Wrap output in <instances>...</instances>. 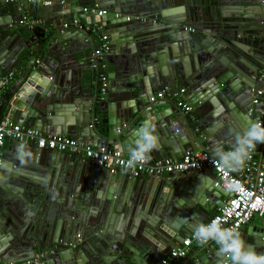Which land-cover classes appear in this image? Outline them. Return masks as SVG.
<instances>
[{
    "label": "water",
    "instance_id": "95a60500",
    "mask_svg": "<svg viewBox=\"0 0 264 264\" xmlns=\"http://www.w3.org/2000/svg\"><path fill=\"white\" fill-rule=\"evenodd\" d=\"M89 1L97 6L95 12L27 0L22 9L31 10L33 21H43L12 35L10 23L21 9L15 3H0V16L9 17L0 24V79L13 68L22 70L11 101L19 112L18 121L28 120L47 135H72L98 150L130 154L129 148L135 147L133 131L150 120L160 144L151 161L213 151L217 144L230 151V132H242L250 122L264 124V0ZM233 5L238 9L230 8ZM69 13L75 14L74 22ZM129 15L134 19L128 21ZM82 17L95 31L96 48L100 46L96 35L108 33L117 41L124 34L119 44L127 50L115 63L121 67L120 80L107 87L102 100L93 92L94 72L92 80L85 73L93 69V61L87 56L88 33L79 23ZM116 23L119 27L112 30ZM168 24L170 32L151 35ZM132 41L138 45L136 51L122 45ZM69 65L76 74V89L55 87L54 75L67 71ZM182 86L187 89L185 102L197 108L195 119L178 106L179 98L172 104L151 100L164 89ZM51 100L60 107L47 104ZM162 105L170 110H160ZM53 110L57 116L50 115ZM19 144L33 155L25 166L15 158ZM259 148L258 154L253 152L257 174L264 170V144ZM45 151L41 154L35 144L15 140L10 155H3L1 263L163 264L193 233L195 223H209L229 201L230 192L206 168L142 182L143 176L114 172L76 154ZM139 193L148 214L133 199ZM164 214L171 219H162ZM245 238L256 251L264 252V224ZM211 243L194 247L192 256L177 264H218L217 246Z\"/></svg>",
    "mask_w": 264,
    "mask_h": 264
},
{
    "label": "built area",
    "instance_id": "2783aa9c",
    "mask_svg": "<svg viewBox=\"0 0 264 264\" xmlns=\"http://www.w3.org/2000/svg\"><path fill=\"white\" fill-rule=\"evenodd\" d=\"M33 3L40 2L45 5H51L52 2L49 0H28ZM15 3L22 9L23 0H0V3ZM86 12H95V7H85ZM106 13L105 11H99L100 15ZM24 15V16H23ZM20 19L21 25L28 27H34L39 21H33L28 18L27 15L23 14ZM130 21L131 17H127ZM187 30L194 32L195 29L192 27H186ZM111 48L109 36L103 35V43L95 49L92 54V61L95 69H101L102 60L104 55ZM11 76V75H10ZM264 77V72H263ZM100 79L103 83V91H106V74L100 72ZM168 90V89H167ZM167 90L159 92L154 95L151 100L153 102L163 99L167 94ZM185 89L174 91L172 93L174 98H179L178 106L186 111L193 109L192 105L185 103L183 95ZM2 96L0 87V99ZM7 137L18 140L23 143L35 144L39 150H59L71 154H76L86 159H91L99 167H112V171L119 172L125 171L126 161L129 159L130 154H123L120 151L110 152L107 150H98L78 141L67 135H47L42 133L40 130L33 127L21 124L9 117L0 119V164L3 161V147ZM213 152L210 150L188 152L185 156L180 159L166 158L163 160L149 161L143 165L137 166L135 169L127 171L131 176H151L160 177L167 173H173L176 171H188V170H199L208 169L215 173L218 180L217 184L221 185L225 190L230 192L228 203L216 213L210 221L219 218L223 222L224 227H238L240 231L242 227L248 224L254 216L264 217V172L260 171L257 174L255 182L250 184L246 183V175H252L258 171V161L254 159L255 153H252V158L246 166L243 172H233L224 169L223 167H215L212 161ZM209 221V222H210ZM197 243L193 239V235L187 236L167 257L163 260V264H177V262L188 256L191 247ZM198 244V243H197ZM44 254L37 255L35 262L38 263V259ZM33 260L26 261V264L31 263ZM0 264H6L1 263ZM9 264H16L10 262Z\"/></svg>",
    "mask_w": 264,
    "mask_h": 264
},
{
    "label": "crops",
    "instance_id": "0c3cea01",
    "mask_svg": "<svg viewBox=\"0 0 264 264\" xmlns=\"http://www.w3.org/2000/svg\"><path fill=\"white\" fill-rule=\"evenodd\" d=\"M25 1H27V0H23V3ZM49 1L52 2V0H49ZM58 1L59 0H56V3L52 2V4L50 6H57V7H63V8H68L70 5L72 7H75V8H80V7H95L96 8L97 7L94 3L90 2L89 0H83L82 2L72 3V4H70L67 0H64L63 2H59V3H58ZM23 3H22V8H23ZM34 6L35 5H31V7H34ZM230 8L238 9V5H233ZM181 9H182V7H181ZM29 13H31V10L29 11V9L28 10L21 9L19 17L16 18L15 20H12L11 23H10L12 25V27H14V30L10 31V33H11L10 35H12L14 33H17L19 28L28 27L26 25H21L20 24V19H21L23 14L27 15L28 18L30 19V17H29L30 14ZM78 14L85 15V12L84 11H80ZM68 15H69L68 16L69 18L71 17L70 22H74L75 21V14L69 13ZM116 17H117L116 19L119 20L121 18V15L119 13H117ZM129 17H131V19H134V16H132V15H129ZM5 18L9 19V17L7 15L3 16V17L0 16V24L1 25L5 24L4 21H3V19H5ZM156 19L159 22L161 20L160 18H156ZM37 21L42 22L43 20L42 19H40V20L38 19ZM79 23L81 25H83V28H85L86 32L88 33V36L86 37L87 39L85 40V43L87 44V47H89L87 49V56H89L92 59V54L95 51V49H97L96 46H95V43H94V41L92 39V35L94 34L95 31H92L90 29L92 26L87 23V19L86 18H84V17L80 18V22ZM65 26H67V25H65ZM163 26L164 27H161V29L158 32L156 30V31L153 32V34H151V33H149V34L157 35V34L167 33V32H170L172 30L170 28L169 24L168 25H163ZM117 27H119V24H117V23L116 24H112L110 26V28H112V30H113V28H117ZM66 28H69V27H66ZM107 35L109 36V41H110L111 48L104 55V59L102 60L103 64H102V67L100 69V72H104L106 74L107 87H109V86L110 87H114V86L117 85V82L120 80V70H121V67L117 66V64H115V63H116L117 60H119V57H120L119 55H121L122 53L125 54L127 49L124 48V47L121 48L120 44H119L122 41H124V37H123L124 34L120 33V35H119L120 38H118L117 41L112 39V35L111 34L107 33ZM96 37L99 40L100 44H102L103 43V35L101 36V35L98 34V35H96ZM112 43H116V44H112ZM122 45L123 46L130 45L131 47L133 46L134 51H136L138 49V45L136 43H134L133 41L132 42H128V44L122 43ZM241 45L244 46L246 44L245 43H241ZM7 51H9V49H7ZM90 66L93 69L87 70V71H85V73L87 74V77L89 76L90 80H92V73L94 72L93 74L95 75V78H93V80H92L93 92L95 94L97 92V100H102V94L104 93V91L102 89L103 83H102V81L100 79V72L97 73L98 71L95 69L93 64H91ZM20 68L21 67L13 68L4 78L0 79V87H1V92H2V96H1V99H0V107H1L2 117L3 118L9 117V118L13 119L14 121H18L19 112L14 110L15 108H14V106L11 105V101L13 100V98L15 96L14 87H15V85L19 84V82L21 81V78H22V70ZM74 75H76V74H75L74 69L71 66L68 67L67 71H64L63 73L60 72L59 74L54 75L53 79L55 80V87L58 88V85H61V86L64 85L63 87L64 88H69V90L76 89L75 87H77L78 82H77L76 76H74ZM182 88H184L187 91L185 86H182L181 88L178 87L175 90L174 89H168V90L166 89L167 90V94L165 95V97L163 99H159L157 102L162 101L163 103L168 102V103L172 104L173 103L172 99H175L173 97L172 93L174 91L181 90ZM186 91H185V93L183 95V100L184 101L187 99ZM26 92H29V91H26ZM24 95L28 96L27 93H25ZM200 95H205V93L204 94L200 93ZM166 97L171 98V100L167 99ZM53 98H54V96L52 95V99ZM21 100L24 101L25 99H21ZM128 100H129V103H131V105H135L136 104V101L134 99H128ZM52 101L53 100H51L50 102L48 101L47 104H49L51 107H53V105L60 107V105H61L60 103H58L56 101L55 102H52ZM120 102H121V99L118 100L119 104H120ZM159 108H160V110H163V109H166V108L170 110V107L168 105H162ZM176 108H178V107H176ZM11 109H13V110L11 111ZM58 110H60V109H57V111ZM196 111H197V108L195 106H193V109L191 111H189L186 116L190 117L191 119H195L197 117ZM50 115H52L53 117L57 116V115H54V110H53V112H51ZM18 122L21 123V124L24 123V125L30 126L28 120H25V121L24 120H20ZM41 132L44 133L43 131H41ZM67 136L73 138L72 135H67ZM81 142H83L85 144H88L86 141H81ZM13 144H15V140H13V139H7L5 141V145L3 147V155H10L11 146H13ZM27 144L31 145L32 143H27ZM256 150H257V154H258V152L260 151V148L256 149ZM256 150H255V152H256ZM39 152L41 154H43V153H46L47 151L39 150ZM181 155H183V154H181ZM83 158H85V157H83ZM169 158H172V157H169ZM262 171L264 172V170H262ZM120 172L126 173L124 171H120ZM3 176H5V175L0 173V177H3ZM244 177H245L246 183L250 184V183L256 181L257 173L254 172L252 175L249 174V175H246ZM157 178L158 177H151V176L145 175V176H143V178L141 180H142V182H144L145 180L148 179V180H151V182H152V180L157 179ZM133 199L136 201L137 206H138V203H139L140 210L143 209L144 213L148 214V210L144 209V204L140 203V193L137 196L133 197ZM213 214H215V213H213ZM163 218L164 219L167 218L169 220L171 219L166 214H164L162 216V219ZM261 224H264V217L254 216L253 219L248 224H246L244 228H242L240 230V232H241L242 236L244 237V239L247 241V239L245 238L246 235L248 233H255V227L258 226V225H261ZM210 246L214 247L216 245H215L214 242H212ZM194 247H198L199 249H201V248H204L205 246L202 247L199 244L195 243L191 247L190 251ZM191 256L192 255L189 252V254H188V256L186 258H190Z\"/></svg>",
    "mask_w": 264,
    "mask_h": 264
},
{
    "label": "clouds",
    "instance_id": "9594fccd",
    "mask_svg": "<svg viewBox=\"0 0 264 264\" xmlns=\"http://www.w3.org/2000/svg\"><path fill=\"white\" fill-rule=\"evenodd\" d=\"M132 143L135 147L129 148V159L125 164V171L135 169L152 159V153L158 151L159 137L155 126L151 121L145 123L133 131ZM231 150H224L223 146L217 144L214 147L212 161L215 167H223L226 170L238 172L252 158V153L257 146L264 144V124L250 122L242 131L229 133ZM16 160L21 166L27 165L33 160V155L24 144L17 145ZM5 165L0 164V168ZM194 219V217H193ZM193 239L200 246H207L214 242L217 246L218 264H264V252H258L242 236L238 227H224L219 219H213L209 223L197 222L193 226Z\"/></svg>",
    "mask_w": 264,
    "mask_h": 264
},
{
    "label": "trees",
    "instance_id": "16d2710c",
    "mask_svg": "<svg viewBox=\"0 0 264 264\" xmlns=\"http://www.w3.org/2000/svg\"><path fill=\"white\" fill-rule=\"evenodd\" d=\"M97 73H99L100 72V69H97ZM99 75V74H98ZM3 117H2V113H1V107H0V119H2Z\"/></svg>",
    "mask_w": 264,
    "mask_h": 264
}]
</instances>
